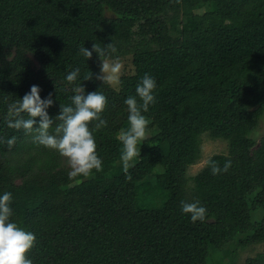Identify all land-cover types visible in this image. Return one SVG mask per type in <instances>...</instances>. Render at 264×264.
Returning <instances> with one entry per match:
<instances>
[{
  "label": "trees",
  "instance_id": "16d2710c",
  "mask_svg": "<svg viewBox=\"0 0 264 264\" xmlns=\"http://www.w3.org/2000/svg\"><path fill=\"white\" fill-rule=\"evenodd\" d=\"M111 42L131 68L115 87L96 79L95 53L79 54ZM145 73L156 103L139 156L125 163L124 100ZM79 83L107 98V126L89 123L102 168L87 176L69 175L37 133L7 126L10 106L35 84L42 99L52 95L56 134ZM263 118L264 0H0V193H12L11 219L36 236L33 264H236L256 245L263 252L246 264H264ZM205 135L227 144L208 161L231 166L187 176ZM195 200L205 222L181 212Z\"/></svg>",
  "mask_w": 264,
  "mask_h": 264
},
{
  "label": "clouds",
  "instance_id": "9594fccd",
  "mask_svg": "<svg viewBox=\"0 0 264 264\" xmlns=\"http://www.w3.org/2000/svg\"><path fill=\"white\" fill-rule=\"evenodd\" d=\"M116 51L112 42L106 46H102L100 43L92 44L91 49L83 45L79 48V54L86 61L91 59L93 53L99 58L100 72L96 75V79L118 85L120 84L122 64L118 56L113 58L111 55ZM79 75L80 69L77 67L66 74L65 80L73 83L78 80ZM91 75L89 72L84 80L90 79ZM156 88V79L149 73H145L135 86V95H129L124 100V104L127 106L129 127L126 130H120L119 140L123 147L121 158L125 163L139 156V146L146 138L150 123L144 113L149 111L150 105L156 103ZM73 92L71 104L60 106V113L55 118L62 122L57 125L56 134L48 132L53 123L47 112V109L53 104L52 95L49 94L42 99L41 89L35 84L30 86L29 91L18 100V103L10 106L11 119L7 121V126L37 133L34 138L41 145L54 149L61 156L67 158L71 165L69 175L87 176L93 170L99 171L102 168V159L96 151L97 145L89 123L97 121L95 124L97 129L107 126V121L100 118L107 98L98 91L85 94L81 83L73 89ZM25 114L27 118H25ZM36 118H39L38 121ZM14 141L15 137H12L8 139L7 143L12 145ZM206 163L210 166L213 175L227 171L231 166L230 160L225 162L223 168L213 160ZM11 202V192L0 193V264H33L26 254L34 246L36 236L11 219L13 215ZM181 212L188 215L193 223L206 220L207 209L199 200L191 203L182 201Z\"/></svg>",
  "mask_w": 264,
  "mask_h": 264
},
{
  "label": "rangeland",
  "instance_id": "374dc122",
  "mask_svg": "<svg viewBox=\"0 0 264 264\" xmlns=\"http://www.w3.org/2000/svg\"><path fill=\"white\" fill-rule=\"evenodd\" d=\"M121 64H122V70L120 75L129 73L131 69L130 61L125 59L121 62ZM110 86L115 87L117 85L110 84ZM262 136H264V118L261 120L257 128V133H256L257 142L260 140ZM226 145H227L226 142L223 140H212L206 135L203 136L200 144V160L195 165L191 166L188 169L187 176H194L195 174H197L205 166L208 159L213 155L225 154L227 152ZM62 159H63V164L71 168V165L68 162L67 158L62 156ZM262 252H263L262 245H256L254 247H250L245 251H239L236 258V264H246L247 259H254L257 255L261 254Z\"/></svg>",
  "mask_w": 264,
  "mask_h": 264
}]
</instances>
